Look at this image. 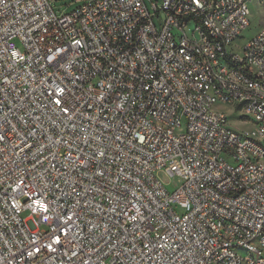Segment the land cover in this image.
<instances>
[{
	"label": "built area",
	"instance_id": "1",
	"mask_svg": "<svg viewBox=\"0 0 264 264\" xmlns=\"http://www.w3.org/2000/svg\"><path fill=\"white\" fill-rule=\"evenodd\" d=\"M160 1L0 0V264H264V28Z\"/></svg>",
	"mask_w": 264,
	"mask_h": 264
},
{
	"label": "rangeland",
	"instance_id": "2",
	"mask_svg": "<svg viewBox=\"0 0 264 264\" xmlns=\"http://www.w3.org/2000/svg\"><path fill=\"white\" fill-rule=\"evenodd\" d=\"M78 1L79 0H50V4L57 16H63L77 8L81 4V2L79 3ZM157 1L158 4L161 3L160 0ZM249 6L251 11L250 28L242 36L241 41L248 39L252 34L264 28V0H250ZM150 11L151 13H154L152 9H150ZM164 17V12H161L160 18H155L154 22L157 27L160 22L164 20ZM215 109L228 115L230 124L233 128L240 131L248 130L250 128L249 125L239 122L237 116L233 113L231 108L226 106H215ZM160 179L169 193L176 191L181 186V181L177 177H168L162 174ZM26 216L27 215H24V218Z\"/></svg>",
	"mask_w": 264,
	"mask_h": 264
}]
</instances>
